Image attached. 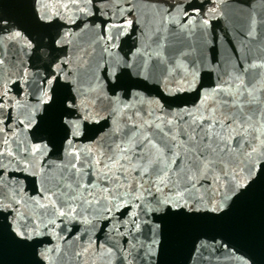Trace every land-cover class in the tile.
Listing matches in <instances>:
<instances>
[{
	"label": "water",
	"instance_id": "1",
	"mask_svg": "<svg viewBox=\"0 0 264 264\" xmlns=\"http://www.w3.org/2000/svg\"><path fill=\"white\" fill-rule=\"evenodd\" d=\"M65 3L68 0H0V57L5 58L0 93H7L0 133L8 141L0 152L13 154L0 158L6 169L0 191L19 190L11 201L0 196V207L12 203L15 209L0 213V264H264L260 160L254 161L252 175L245 173L241 181L247 187L238 189L237 196L229 193L222 210L200 205L198 210L157 212L149 196L144 201L147 211L133 209L139 214V229L131 213L119 219L118 213H106L102 180L92 190L95 199L89 197L91 207L70 205L79 215L52 216L51 207H41L56 202L61 176L73 184L70 171H65L71 169L70 152L100 159L109 145L127 147L128 141L122 140L126 126L147 119L144 113L174 123V118L187 119L188 113L196 119L212 116L218 87L242 90L245 95L237 96L240 105L264 98V67H259L264 65V0H108L99 5L98 15H91V6L89 15L61 8ZM169 4L178 6L169 12ZM189 4L195 6L189 9L190 22L184 13ZM109 16L112 22L134 20V30L121 32L114 41L101 39L116 35L115 30L101 32ZM17 31L22 39L10 42L7 36ZM57 64L70 74L67 78ZM51 74H59L52 99L37 107V88ZM69 97L78 105L68 109L70 116L65 112ZM133 113H138L135 121L127 119ZM32 119L34 125L28 123ZM69 120L79 124L71 129L78 132L75 138L66 131ZM253 126L258 136L264 132L259 117ZM66 136L73 140L71 146ZM261 142L258 139L254 147ZM37 144H48V149L35 154ZM21 169L26 179H9L12 170L19 176ZM17 229L30 238L21 239Z\"/></svg>",
	"mask_w": 264,
	"mask_h": 264
},
{
	"label": "snow or ice",
	"instance_id": "2",
	"mask_svg": "<svg viewBox=\"0 0 264 264\" xmlns=\"http://www.w3.org/2000/svg\"><path fill=\"white\" fill-rule=\"evenodd\" d=\"M108 2V0H68V3L61 5L63 9L71 10L75 8L83 15H89V6H91V15H98L101 11L99 5ZM152 3H166L167 0H150ZM182 0H178V4ZM177 4H169V12L175 9ZM189 9H195L192 4L187 5L184 9L185 20L191 21L192 13ZM132 13L129 12V15ZM199 14V13H197ZM45 13V18H47ZM59 15V10L57 12ZM94 23V22H93ZM203 23L208 24V20L204 19ZM83 27V23L79 25ZM134 20L129 19L126 22H112V17L104 21L101 25V32L106 34L115 30L116 35L108 37L102 35L101 39L115 40L121 32L128 29L134 30ZM4 29L0 26V36L3 35ZM10 42L15 43L22 39L20 32L10 33L7 36ZM63 39V38H62ZM26 46L31 44L26 41ZM5 62V58L0 57V65ZM66 64L67 62H62ZM56 67L64 73L65 78L70 74L64 72L60 64ZM251 67H258L251 65ZM259 67H264L260 65ZM114 75V73H112ZM59 74H51L45 77L41 86L37 91L40 93L36 97L37 107L48 104L52 99L50 92L52 85L58 82ZM110 73L106 67L104 70V78L108 80ZM228 82L225 81V84ZM264 91V90H262ZM216 100L212 116L203 119L194 118L193 114L188 113L187 119L180 117L168 120L163 117L151 119L150 113L143 115L147 119H142L140 123H132L126 126L122 140L128 141L126 147L124 143L117 144L115 148L111 145L107 150L100 153V159H94L91 155L81 157V154L70 152L72 156L70 178L73 184H68L65 177L61 176L56 187L60 189L59 193H54L57 197L56 202L50 206L41 205V207H51L53 209L51 215L66 217L71 214L79 215L77 208L71 207L73 203L83 205L87 203L91 207L93 189L96 183L102 180L104 191L107 197H115V199L107 200L104 205L105 211L118 213L117 219L131 216L134 226L139 229L140 224L136 222L138 213L134 208L144 209V201L147 197H152L155 202V211L171 212L183 209H196L198 206L204 205L205 208L211 206L213 212L222 210L232 196H237L238 189L247 187L241 183L245 173L252 175L256 168L255 160H260L264 164V142L257 147V140L264 141V132L257 135L256 128L249 127L259 117V121L264 122V98L257 97L256 102L252 100L246 101L245 105H240L237 96H244L242 90L233 93L224 87L214 89ZM6 92L0 93V110L4 107L3 96ZM69 103L65 110L67 115H71L68 109H77L78 105L74 99L69 97ZM213 105H209L212 108ZM46 110V109H45ZM207 111V109H205ZM218 118H216V114ZM138 113H133L127 117L129 120L135 121ZM82 117L81 119H86ZM11 115L9 114L7 123H11ZM3 123V121H0ZM30 125L35 124V120H29ZM79 128L78 123L68 121L66 131L75 138L78 132L71 129ZM65 139L69 146L73 140ZM8 141L3 139L0 133V145L6 147ZM48 149V144H37L32 151L35 154L43 153ZM13 154L8 151L0 152V158L12 157ZM15 159V157H13ZM18 164V162H17ZM19 167V164H18ZM103 169V171H101ZM94 170V171H93ZM5 168L0 166V177L4 176ZM88 176L90 179L86 183L81 180ZM9 179L19 181L26 179L21 169V175H17L15 170L9 173ZM116 187L112 188L111 185ZM51 191V190H50ZM79 191L80 195H77ZM19 195V190L14 194H8L6 191H0V196L7 197L10 201L14 196ZM219 201V202H217ZM59 203L57 209L56 204ZM99 203V201H97ZM18 207V203L16 204ZM5 208L15 210L12 203L0 207V213ZM47 215V212L42 213ZM31 219V218H29ZM113 217H109V223ZM51 223L54 225L55 220ZM35 231V225L33 227ZM16 235L21 239H29L26 231L15 230Z\"/></svg>",
	"mask_w": 264,
	"mask_h": 264
}]
</instances>
